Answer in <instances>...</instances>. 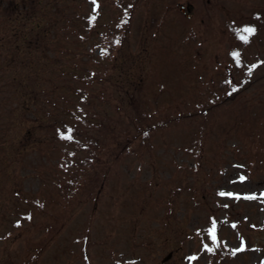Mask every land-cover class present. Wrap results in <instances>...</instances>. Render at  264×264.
Instances as JSON below:
<instances>
[{
    "label": "rangeland",
    "instance_id": "1",
    "mask_svg": "<svg viewBox=\"0 0 264 264\" xmlns=\"http://www.w3.org/2000/svg\"><path fill=\"white\" fill-rule=\"evenodd\" d=\"M120 13L109 3L105 24L124 35L114 53L102 40L104 56L117 53L118 71L144 75L131 92L155 120L169 117L148 150L101 167L86 195L73 144L30 132L37 114L47 123L61 103L50 89L63 53L29 51L0 2V264L264 262V0H137L128 22ZM102 64L90 67H111ZM123 77L105 83L126 105L116 86L136 81Z\"/></svg>",
    "mask_w": 264,
    "mask_h": 264
},
{
    "label": "trees",
    "instance_id": "2",
    "mask_svg": "<svg viewBox=\"0 0 264 264\" xmlns=\"http://www.w3.org/2000/svg\"><path fill=\"white\" fill-rule=\"evenodd\" d=\"M77 1L80 6H77ZM120 1L122 0H0L5 3L6 9L15 12L14 21L21 24L22 40L29 51L45 50L50 45H56L58 53H63L59 67L60 81L50 89V92L58 93L61 103L48 112L47 123L42 119L38 121L43 114H37L36 123L32 125L30 132L44 130L53 139L73 144L74 149L67 153L73 157L72 165L83 171L82 180L77 176L75 178L79 182L80 193L89 186L101 167L108 166L110 169L122 154L139 155L148 150L152 132L169 117L167 114L155 120L150 107L138 103L136 92H131L139 88L144 75L135 71V75L124 70L123 73L118 71L117 53L114 56H104L103 49H107L103 48L102 40L108 38L111 41L110 53H114L118 51L117 44L124 35L120 33L119 26L108 27L105 24L104 14L109 3L114 7L118 6L121 11L119 16L128 22L137 0H132V3L128 1L124 7ZM97 35L98 40H95ZM71 53L76 54L75 64L68 62ZM107 59L111 67L98 68L99 73L95 74L90 64L103 65L102 62ZM48 60L49 58L45 59ZM122 75L130 84L132 80L136 81L131 88L116 86L117 96L128 98L126 105L110 99L111 87L108 88L109 84L107 85L111 77L121 78ZM33 77L35 81L41 79L38 73ZM93 83L98 87L96 92L89 87ZM34 89L27 84L23 92L35 98L37 93ZM228 93L227 96L231 97L233 89ZM200 107L194 106L188 111L196 113ZM104 182L102 176L92 189L93 196H98ZM60 188L64 189L63 185ZM89 193L90 190L84 191L86 195Z\"/></svg>",
    "mask_w": 264,
    "mask_h": 264
},
{
    "label": "snow or ice",
    "instance_id": "3",
    "mask_svg": "<svg viewBox=\"0 0 264 264\" xmlns=\"http://www.w3.org/2000/svg\"><path fill=\"white\" fill-rule=\"evenodd\" d=\"M245 31L248 32L249 34H251L252 32H254V29L253 28H246ZM233 90L235 91V89H233ZM67 138H71V137H67ZM249 198H253V197H249ZM210 231L214 232V226H213V229Z\"/></svg>",
    "mask_w": 264,
    "mask_h": 264
},
{
    "label": "water",
    "instance_id": "4",
    "mask_svg": "<svg viewBox=\"0 0 264 264\" xmlns=\"http://www.w3.org/2000/svg\"><path fill=\"white\" fill-rule=\"evenodd\" d=\"M180 10H181V11H184L185 9H184L183 6H181V7H180ZM186 10H189V5H187ZM263 263H264V262L260 261L259 264H263Z\"/></svg>",
    "mask_w": 264,
    "mask_h": 264
}]
</instances>
